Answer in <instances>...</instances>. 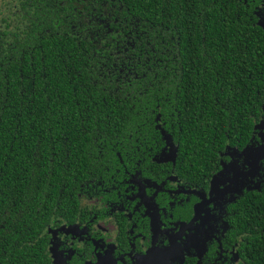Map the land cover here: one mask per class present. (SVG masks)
Returning a JSON list of instances; mask_svg holds the SVG:
<instances>
[{
  "label": "trees",
  "instance_id": "16d2710c",
  "mask_svg": "<svg viewBox=\"0 0 264 264\" xmlns=\"http://www.w3.org/2000/svg\"><path fill=\"white\" fill-rule=\"evenodd\" d=\"M262 16L264 0H0V264H50L48 227L82 222L80 197L124 167L156 166L160 128L174 174L207 186L263 117ZM109 41L136 45L147 80H101ZM257 185L226 208L230 264H264Z\"/></svg>",
  "mask_w": 264,
  "mask_h": 264
},
{
  "label": "flooded vegetation",
  "instance_id": "af4514ba",
  "mask_svg": "<svg viewBox=\"0 0 264 264\" xmlns=\"http://www.w3.org/2000/svg\"><path fill=\"white\" fill-rule=\"evenodd\" d=\"M262 123L264 115L254 126L253 138L258 142ZM164 144L162 158L152 160L156 166L136 162L135 168L124 167L122 180L111 188L81 196L82 222L48 227V253L53 231L56 264H147L154 259L164 264H230L238 260L227 238L226 208L244 190L258 187L262 163L253 166L250 179L229 185L224 203L210 183L212 176L203 186L174 174L176 157ZM200 244L204 246L199 259ZM49 259L54 264L50 254Z\"/></svg>",
  "mask_w": 264,
  "mask_h": 264
},
{
  "label": "snow or ice",
  "instance_id": "6c2138e0",
  "mask_svg": "<svg viewBox=\"0 0 264 264\" xmlns=\"http://www.w3.org/2000/svg\"><path fill=\"white\" fill-rule=\"evenodd\" d=\"M85 2L87 3L88 0H85ZM93 10L95 11L94 8ZM91 19V17L85 16L82 20L76 21L75 26H90ZM256 25L264 26V16L255 22L254 26ZM128 47L135 49L136 45L131 44L122 47L118 43L109 41V47L102 49L106 54V62L101 61V71L98 74L102 81L107 80L109 83L114 82L117 85L116 89L113 90L115 93H118L125 84H131L134 77L137 80H147L146 73H142L141 76H136V71L142 64V61L139 59L138 53L134 54L129 52ZM129 65H132V67H128ZM148 70L150 71V69ZM101 86L106 87V85ZM149 87H151L150 81L144 86V91L146 92ZM259 141L252 138L243 148H238L236 143H231L220 150L221 166L217 172L212 174L210 183L215 184L218 196L224 203H227L224 198L228 195L226 190L230 184L236 181L242 182L250 179L253 160L264 164V123L261 125ZM229 148L237 149V151L229 153ZM202 179H209V177L205 176ZM261 179H264V176ZM147 264H164V262L154 259L147 262Z\"/></svg>",
  "mask_w": 264,
  "mask_h": 264
},
{
  "label": "water",
  "instance_id": "95a60500",
  "mask_svg": "<svg viewBox=\"0 0 264 264\" xmlns=\"http://www.w3.org/2000/svg\"><path fill=\"white\" fill-rule=\"evenodd\" d=\"M262 27V29L264 30V26H261ZM262 110L264 111V102H263V106H262ZM257 127V126H256ZM255 127V128H256ZM160 130H161V135H162V137H163V140L165 141V143H166V148L167 147H169V152L171 153V154H173V157L172 158H174L175 157V154H176V149H175V146L173 145V144H171V142H170V138L168 137V136H166L165 135V133L163 132V130L160 128ZM165 148V149H166ZM258 164V161H256V160H253L252 161V167L253 166H255V165H257ZM257 169L258 168H256L255 167V171H254V173H256V171H257ZM213 185V184H212ZM172 250V248H169L168 250H167V252H170ZM201 256L202 255H198V258L200 259L201 258ZM236 261H237V259H236Z\"/></svg>",
  "mask_w": 264,
  "mask_h": 264
},
{
  "label": "rangeland",
  "instance_id": "374dc122",
  "mask_svg": "<svg viewBox=\"0 0 264 264\" xmlns=\"http://www.w3.org/2000/svg\"><path fill=\"white\" fill-rule=\"evenodd\" d=\"M229 153H231V151H229ZM252 169H253V167H252ZM239 183L240 182H234V184L236 185V186H239ZM65 232V231H64ZM50 234H51V238H52V240H51V244H50V246H49V254L51 255V257H52V259H53V261H54V264H56V261H57V259L58 258H56V256H55V254L57 253V249H56V245L54 244V242H53V239H54V232L53 231H50ZM203 246L204 245H202V244H200L199 245V254L198 255H201V253H202V251H203Z\"/></svg>",
  "mask_w": 264,
  "mask_h": 264
}]
</instances>
